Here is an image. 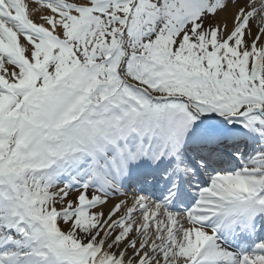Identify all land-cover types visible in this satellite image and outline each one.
<instances>
[{"label": "snow or ice", "instance_id": "1", "mask_svg": "<svg viewBox=\"0 0 264 264\" xmlns=\"http://www.w3.org/2000/svg\"><path fill=\"white\" fill-rule=\"evenodd\" d=\"M0 264H264V0H0Z\"/></svg>", "mask_w": 264, "mask_h": 264}, {"label": "bare ground", "instance_id": "2", "mask_svg": "<svg viewBox=\"0 0 264 264\" xmlns=\"http://www.w3.org/2000/svg\"><path fill=\"white\" fill-rule=\"evenodd\" d=\"M33 7H35V5H33Z\"/></svg>", "mask_w": 264, "mask_h": 264}]
</instances>
